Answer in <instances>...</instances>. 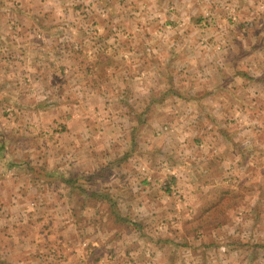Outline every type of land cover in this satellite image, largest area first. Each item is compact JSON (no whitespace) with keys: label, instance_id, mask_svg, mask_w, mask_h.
I'll list each match as a JSON object with an SVG mask.
<instances>
[{"label":"crops","instance_id":"crops-1","mask_svg":"<svg viewBox=\"0 0 264 264\" xmlns=\"http://www.w3.org/2000/svg\"><path fill=\"white\" fill-rule=\"evenodd\" d=\"M6 1L1 55L7 47L17 53L0 60L3 80L31 79L26 65L37 74L31 81L61 91L46 109L1 118L0 263L134 264L146 256L143 227L152 225L162 234L191 229L189 252L173 242V257L189 264H264V0H84L95 11L93 33L112 41L108 53L104 45L94 54L78 0H25L12 9ZM156 32L160 40L151 41ZM155 58L161 72L151 67ZM124 69L129 76L119 80ZM178 85L191 87L186 97ZM121 86L133 106L152 92L143 110L157 104L169 128L152 139L141 127L139 146L133 131L142 109L118 116L129 114V124H87ZM170 185L178 194L167 203L161 186Z\"/></svg>","mask_w":264,"mask_h":264},{"label":"rangeland","instance_id":"rangeland-1","mask_svg":"<svg viewBox=\"0 0 264 264\" xmlns=\"http://www.w3.org/2000/svg\"><path fill=\"white\" fill-rule=\"evenodd\" d=\"M1 1L2 0H0V60L3 59V57L4 58L14 57V56H16V53H17L16 50L14 51L11 48L6 46L7 49H5V50H7V51L2 52V55H1V50H2L1 49ZM78 1H80V0H78ZM78 1L76 3L77 6H76L75 11H76V14L79 15V17H81L80 21L82 22L81 23L82 29H84L85 31L87 30L86 36L89 38V41H87V44L92 45V47L94 44H96V48H94V50H92L90 53L94 54V53H96L95 51L101 52L100 50L102 49V46H104V45H107L108 50L106 53H108L110 50L109 44H112V41L106 40L107 42L104 43L103 40H100L101 38L98 37L97 34L93 33V31L95 29H97L96 27H98V23L94 24L95 19L93 18V16H90V14H92L94 11L91 8L92 6L88 5L87 2H84V0L82 1V3H79V4H78ZM24 2H25V0H16V2H14V0H7L5 2V4H6L5 7H7V9H12L15 3L23 4ZM100 2L103 3L102 1H100ZM25 6L30 7L28 3H25ZM102 6L103 5H96L94 9L96 10V12L99 11L100 7L104 10V7H102ZM75 11H74V13H75ZM94 13H95V11H94ZM105 23H106L105 24L106 26H109L110 24H114V21L109 22V20H108V21H105ZM120 23L121 22H119V26H115V27H123L124 26L122 23L121 24ZM24 27H25V25H24ZM21 28H22V26L20 28L19 27L18 28H15V27L9 28L8 27V29H17V30H20ZM154 35H155V37L151 38L150 40L153 41L156 38L157 39L156 42L159 41L160 40V37L158 36L159 32L154 33ZM157 37H159V38H157ZM137 38H138V40H140V37H137ZM174 39H176L177 42H179L178 41L179 37H176V36L171 37L169 40L171 41ZM92 41H94V43ZM188 41L189 40H185V42H188ZM151 43L154 44V42H151ZM160 52L161 51H155V52H153L152 55L155 57L156 55H160ZM78 54L81 57L80 60L82 61V64L87 63V61L82 58V56L79 52H78ZM78 54L71 53L70 58L72 60H76V58L78 57ZM18 57H19V55H18ZM263 57H264V55H263ZM20 59L21 58H19L18 61H20ZM85 59H87V57H85ZM153 59H151V67H153L154 72H155V70H156V73H157V71L161 72L162 67L165 69V67H164L165 65L163 64V62L158 61L160 59L155 58V62L153 61ZM117 60H118L117 64L119 65V60H120L119 55L117 57ZM7 61H9V59ZM135 61H136V59H135ZM259 61H260L259 64L263 66L264 65V59H259ZM120 64L122 65V67H119V68H125L126 66H128L127 62H126V65H125V62H122ZM154 64H156L158 67H155ZM259 64H258V66H259ZM21 68H22L21 70H24L26 73H30L29 77H31V79L26 78L25 79L26 81L21 80V81H15V83L13 82L12 84H8V83H5L6 81H4L2 78L3 75L0 74V143H1V118L4 114H5V116L7 114H9V115H7L9 117V119H7L8 120L7 122L11 123V120H13V117H14V119H17L16 115L11 114V111H13V109H15V108H17L18 110H19V108L25 109V110H27V109L28 110L29 109L35 110L34 106H38L39 108L43 107L44 109H46L48 103H50L51 101L52 102L57 101L56 100L57 94L60 93V91H61V85L51 86L50 84L48 85V84H45L44 82L43 83L42 82L35 83V82L31 81L32 78L36 77V75H37L36 72H34V70H31L26 65L21 66ZM185 70H186V67L184 66V70L183 71L181 70V73L185 72ZM254 70H256V72H259L258 69H256V68L251 70V71H254ZM244 71H246V70H243L242 72H244ZM154 72H152V74ZM256 72H251V73L254 74ZM165 73H166V71L164 70L163 71V75H164L163 81H165V75H166ZM22 75H20V77ZM25 75L26 74H24V76ZM127 75L129 76V73L126 72L125 69L122 70V72L117 70V78H119V80L124 79ZM260 75H264V72L261 73ZM152 76L154 77V75H152ZM115 77H116V74L114 75V72H113V74L111 75V79H115ZM252 78H254V80H255L256 77L253 76ZM8 80H9V82H12V78L9 77ZM58 80H60V79H58ZM108 81H111V80H108ZM27 82H29V83H27ZM114 82L115 81H111V83H110V85L113 86L112 89H114L116 86L114 84ZM248 83L249 82H246V84H248ZM250 83H251V81H250ZM103 85H104V87H109V89L111 88L110 86H107V84H105L104 82H103ZM91 86L97 87V83H95L94 85L91 84L90 87ZM250 86L252 88H255L253 84H251ZM190 88L191 87H189L188 85H185V86L178 85L176 90L182 91V95H185V97H186L188 95L187 91ZM128 89L130 90V88H128ZM104 90H107V89L103 88V91ZM151 93L152 92L144 93V96H143L144 98L142 100H139L138 98H137V100H134L135 102L133 101L134 102V106H133V104H130L131 100L125 99V98L129 99L131 94L126 92L124 90V88H122V86H121V88L119 89V92L116 95L113 94V95H111L109 100H103L102 101V104H104V105H106L107 101H110V104L106 105L107 109L103 113H97L96 114L98 117L103 116L105 114H108V116H109L108 119L105 120L104 116L99 117V118L96 116L97 118H92L90 120V123L87 121V124L94 127L95 130L102 128L103 123H108V122H110L111 124H116V125L129 124V121L125 120L126 117L127 118L130 117L129 114L123 115L122 117H118V116L123 111H127V112L130 111V113H131L132 110H130V109H134V113L141 112V109L143 110L147 104L148 97L150 95L152 96ZM53 96L55 97L54 100H52ZM121 99H122V101H121ZM127 103H128V106L126 105ZM131 105H132V107H131ZM18 110H17V112H18ZM141 117H142L143 122L140 124L139 127H137V129H135L133 131V137H134L133 140H135L139 146L141 145L138 143V140L140 139V137H139L140 133L142 135L141 127H143V126L146 127L144 129V137L147 136V137H151L152 139H154V137H156L157 135L160 136V134H158V132H157L159 127H163V125H167V128H169V123L163 121L164 117L161 114V111H160L158 105L155 103H153L152 106H148L146 111L143 110V114ZM31 118L34 119L35 117H31ZM41 119H42L41 117H37L35 120H41ZM87 119H90V117H87ZM54 121L56 122V123H54V127H56L58 129V126L60 123L58 122V120H54ZM29 123L32 124L33 122L29 121ZM57 124H58V126H57ZM139 130H140V132L138 133ZM122 133H124V132H122ZM130 134H131V132H129V135ZM150 141L153 144V146H152L153 148L158 147L160 145V144H157V142H156L159 140H156L155 142L152 140H150ZM152 147H151V151H153ZM159 157H161V156H159ZM158 160H159V158H158ZM163 160H165V159H163ZM185 166L187 168H189V164L187 162H185ZM167 173H169V172H167ZM0 174H1V167H0ZM193 175H194V172H193ZM169 187L171 190L170 192L165 190V188H162V186H161V189L165 193V195H168V197L166 198L167 203L172 202L171 198L173 197V199H174V195L178 194V193H176L177 191L175 193H173V191L176 190L175 187H173L171 185ZM158 191H159V189H158ZM156 193H157V191H156ZM157 196H158V194L154 195V197H157ZM139 201H142V199L141 200L139 199ZM158 213L161 214V212H158ZM136 214L138 217L136 216L134 218V221L138 222L139 220H141L142 213H136ZM158 215L159 214H157V213H153V214H151L150 219L153 220V219L157 218ZM159 219L163 220L162 216ZM160 225L163 226L162 223H160ZM140 231H141V229H140ZM161 231L162 230H160V229H157V228L155 229V227H153L152 225H150V227H148V229L143 227V232L145 233V235L142 238L144 240L148 239L147 241L149 243L144 245L145 252H143L141 254H145L146 256L140 255L138 258V263L135 262L134 264H174V263L179 264V262H181V264H184V263L189 264L188 259L184 255L182 257H177V258L173 257V255H174L173 253L175 252L173 242L176 241L177 243L181 244V249L179 251L189 252L191 246H193V242H191L192 240L190 238L191 229L187 228V229L180 230L179 228H175V229H171V233L169 232L167 234H162ZM175 232H181V234L175 233ZM138 238H141V237H138ZM219 242H221V241H219ZM146 245L149 248L148 251L146 249ZM0 249H1V240H0ZM161 253L163 255L167 254L166 258H164V257L160 258L159 255H162ZM0 262H1V258H0Z\"/></svg>","mask_w":264,"mask_h":264},{"label":"trees","instance_id":"trees-1","mask_svg":"<svg viewBox=\"0 0 264 264\" xmlns=\"http://www.w3.org/2000/svg\"><path fill=\"white\" fill-rule=\"evenodd\" d=\"M215 206V205H213ZM212 214L214 215L215 219L214 220H218L221 217V213H218V211H213Z\"/></svg>","mask_w":264,"mask_h":264}]
</instances>
